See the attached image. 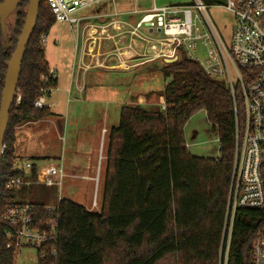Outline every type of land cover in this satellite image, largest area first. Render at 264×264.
<instances>
[{
	"label": "trees",
	"instance_id": "1",
	"mask_svg": "<svg viewBox=\"0 0 264 264\" xmlns=\"http://www.w3.org/2000/svg\"><path fill=\"white\" fill-rule=\"evenodd\" d=\"M28 4L29 0H22L19 6L16 39ZM55 23L47 0H41L21 70L17 93L21 102L16 96L5 136L0 264L16 263V251L7 248L9 225L2 216L7 207L22 204L34 207L37 227L47 228L52 221L57 225L58 242L46 248L49 258L39 264H253L254 240L264 227V210L239 209L229 245L224 239L235 149L232 93L183 51L177 62L159 67L168 80L158 94L165 100V110L137 102L122 108L119 125L110 135L101 211H88L63 198L50 211L42 185L7 189L12 180H29L12 168L20 158L15 154L17 127L54 116L50 108L38 110L34 104L50 69L44 37ZM13 53H1L0 103ZM200 111L218 135L217 159L197 157L188 149L185 127ZM54 249L56 258L51 255Z\"/></svg>",
	"mask_w": 264,
	"mask_h": 264
},
{
	"label": "built area",
	"instance_id": "2",
	"mask_svg": "<svg viewBox=\"0 0 264 264\" xmlns=\"http://www.w3.org/2000/svg\"><path fill=\"white\" fill-rule=\"evenodd\" d=\"M98 2L47 0L55 21L74 25L77 31L81 21L74 16ZM226 2L225 9L236 20L230 47L220 36L208 14L209 6L202 0H194L192 5L155 6L137 24L124 23V67L179 59V52L183 51L190 60L203 68L207 76L223 81L229 87L235 113L234 162L224 231V239L227 238L229 245L237 211L264 210V0ZM87 30L101 36L108 34L107 27L91 26ZM95 47L93 44L90 49L92 54ZM88 65V68L102 66L99 58H94ZM82 67L81 64L79 70ZM42 80L40 96L34 104L38 110L51 108L49 100L58 80L56 70L49 69L48 75ZM20 102L21 96L17 95V103ZM160 106L162 110L166 109L165 102ZM35 166L37 168L34 173ZM12 168L24 172L25 178L29 180H12L7 189L32 185L62 187L67 178L63 166L41 168L26 157L15 159ZM32 177H35L34 180H30ZM98 179L95 181L98 182ZM49 210L56 209L50 207ZM2 221L9 225L6 234L8 249L18 254L24 247H33L37 249L39 262H47L49 255L46 248L58 242L54 221L47 228L37 227L35 210L31 204L7 207ZM228 252L229 248L226 258ZM51 255L57 257L56 249L51 251ZM252 260L253 264H264V227L254 240Z\"/></svg>",
	"mask_w": 264,
	"mask_h": 264
},
{
	"label": "rangeland",
	"instance_id": "3",
	"mask_svg": "<svg viewBox=\"0 0 264 264\" xmlns=\"http://www.w3.org/2000/svg\"><path fill=\"white\" fill-rule=\"evenodd\" d=\"M202 1L209 6L208 14L211 20L226 45L230 47L236 20L234 15L225 9L226 0H217V4L214 0ZM154 3L160 7L192 5L194 0H105L101 4L82 10L74 17L88 18L98 14H111L116 10L120 11L123 6H128L132 12L136 8L146 10L152 8ZM139 18L135 15L133 17L135 22ZM90 22L102 23L95 20ZM73 27L74 25L71 27V24L67 22L55 23L44 40L47 59L53 68L57 67L61 78V88L58 89H62L63 84L66 89H69L73 76L74 80L79 78L77 65L81 61L82 44H79L78 49V31ZM163 63L164 61L161 60L146 63L135 66L134 70L124 72L92 71L87 77L88 84L94 85L92 89L88 88L82 94L74 90L72 95L60 92L57 99L52 102L57 107L56 113L62 116V123L32 122L17 127L15 154L21 155L20 157L33 158L35 164L41 168L63 166L66 174L72 173L73 165L79 160L78 156L82 158L83 151L94 147L97 127L111 130L119 125L124 105L136 104V102L140 105L138 97L141 96L146 99L149 97L145 106L160 107L161 99L158 94L164 90L168 82L159 70ZM80 84L83 85V75ZM241 107L243 108V103ZM97 130L99 138L94 157L97 161L96 171L101 167L103 182L109 132L106 134V140L103 134L102 140V133L100 129ZM185 138L191 154L202 158H219L218 135L213 131L204 111L196 113L188 121L185 127ZM101 150H104L103 158ZM100 162L104 165H100ZM96 183L67 177L62 187H45L44 200L48 207L57 206L62 198L85 205L98 200L100 204L103 193ZM15 264H39L37 249L22 248L16 255Z\"/></svg>",
	"mask_w": 264,
	"mask_h": 264
},
{
	"label": "crops",
	"instance_id": "4",
	"mask_svg": "<svg viewBox=\"0 0 264 264\" xmlns=\"http://www.w3.org/2000/svg\"><path fill=\"white\" fill-rule=\"evenodd\" d=\"M104 1L105 0H99V2L96 3L95 5L101 4ZM155 6H157L156 3H154V6L150 9L138 10L136 8L135 11L138 10V13H135V11H133V12L130 11L128 6L127 7L123 6L120 11L116 10L115 13H111V14H102V15L98 14L94 17H88V18L74 17V18L79 19L81 21L80 29L77 32L78 49H79V44H82L81 61L77 65V68L79 71V78L78 79L75 78V80H74V76H73V78L70 82L69 89L65 88V84L62 85V87H63L62 89H58V88H61V78H60L58 69H57V67L53 68L51 66V64L49 63L47 56H46V59H47L48 64H49V68L56 70L57 75H58V80H57L56 89H55L54 93L52 94V97L49 100V102L51 104L50 109H51V112L54 114V116L50 117L49 119H47L43 122H45L47 124L50 122H52V123H56V122L60 123L61 122L62 123V116L60 114L56 113L55 110L57 109V107H56L55 103H52V102L55 99H57L58 93H60V92L68 93L69 95H72L74 90H76L77 93L82 94V93H85V91L88 88L92 89L94 85L88 84V78H87L88 75L92 71L98 70V71H115V72L120 71V72H124V71L134 70L133 69L134 67H132V68H125L124 67V41H125L124 23H129L132 25L137 24L142 19V17L145 15V13L152 10ZM158 7H160V6H158ZM162 7H164V6H162ZM134 15L140 17L139 20H137L136 22L133 19ZM92 20L101 21L102 23L90 22ZM91 26L107 27L108 28V34L105 36H101V35L94 34L91 30L86 31V28L91 27ZM93 44H95L96 47H95V52L92 54L90 49H92ZM103 44H105V46ZM88 58H89V60H88ZM94 58H99V60L102 61V63H101L102 66L101 67L95 66L92 68H88L89 62H91V60H93ZM87 60H88V62H87ZM81 64L83 65V67H82L83 69L79 70V66ZM82 75H83V85L80 84V82L82 80ZM138 98H139L140 105H142V104L144 105L145 103H147L146 102L147 99L145 97L140 96ZM160 99H161L160 102L162 105V103L164 102V99L163 98H160ZM97 129H100V131L102 133V135H101L102 140H103V134H105V140H106V134L109 132V135L107 138V153H108L109 143H110V135H111L112 129L108 130L107 128L100 127V126H98ZM97 129L95 131L97 134L95 137L96 140L93 144L94 147L92 146L91 149H89L87 151H83L84 156L82 158H80L78 156L79 160L76 161L77 163L75 165H73V169H72L73 172L68 173L67 177H71V178L73 177L75 179L87 180V181H91V182H95V183H96V181H95L96 177H99L98 182L96 183V186L98 187V189H101L102 193H103L107 163L105 161V169H104V173H103V182H102L101 167L99 168L98 171H96L97 161L94 157V154L97 150V141L99 138V131ZM104 144H105V141H104L103 145ZM101 153H102L101 157L103 158L104 150L103 151L101 150ZM19 156H21V155H19ZM26 158H29V157H26ZM102 158H101V160H104ZM80 159H82V160H80ZM105 160H107V154H106ZM102 164L104 165V163L100 162V165H102ZM77 204L85 207L88 211H98L99 212V211H101V208H102V202L99 204L98 200H97V202H96V200H94L92 203H88L87 205L82 204V203H77Z\"/></svg>",
	"mask_w": 264,
	"mask_h": 264
},
{
	"label": "water",
	"instance_id": "5",
	"mask_svg": "<svg viewBox=\"0 0 264 264\" xmlns=\"http://www.w3.org/2000/svg\"><path fill=\"white\" fill-rule=\"evenodd\" d=\"M22 0H4L0 4V18L2 22L16 11ZM41 0H29L26 11V20L18 39L17 47L8 63V71L5 75L4 89L1 94L0 103V169L2 165L3 154L5 152V136L7 133L10 110L14 104L15 97L19 87L22 65L26 56L27 48L36 30ZM178 59L165 60L167 64H173ZM224 84L225 82L222 81Z\"/></svg>",
	"mask_w": 264,
	"mask_h": 264
},
{
	"label": "flooded vegetation",
	"instance_id": "6",
	"mask_svg": "<svg viewBox=\"0 0 264 264\" xmlns=\"http://www.w3.org/2000/svg\"><path fill=\"white\" fill-rule=\"evenodd\" d=\"M3 1L4 0H0V4ZM20 4H19V6H20ZM19 6L14 13L10 14L5 19L4 22H2V19L0 18V59H1V53H8L12 50L15 52V49L17 47V43H18L19 38L16 39V32H17V27H18V23H19L18 16H17ZM25 20H26V18H25ZM24 23H25V21H24ZM21 32H22V30H21Z\"/></svg>",
	"mask_w": 264,
	"mask_h": 264
}]
</instances>
